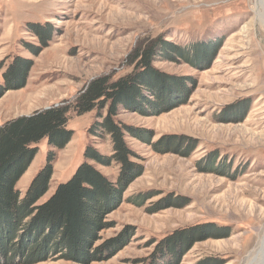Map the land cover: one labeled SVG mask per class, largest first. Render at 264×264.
I'll return each instance as SVG.
<instances>
[{
    "label": "rangeland",
    "instance_id": "rangeland-1",
    "mask_svg": "<svg viewBox=\"0 0 264 264\" xmlns=\"http://www.w3.org/2000/svg\"><path fill=\"white\" fill-rule=\"evenodd\" d=\"M255 1L0 0V85L16 59L31 61L22 88L0 99V127L71 107L70 142L64 149L52 148L47 139L35 145L37 153L17 184L23 198L54 155L49 191L36 206L85 163L108 184L119 179L120 164L107 167L86 156L88 149L114 154L110 137L91 134L99 111L80 116L73 109L87 85L100 77L116 81L140 73L128 61L154 42L188 52L186 60L158 56L146 70L163 80L157 108L145 102L137 111L117 107L114 120L133 132L125 141L139 177L106 216L110 227L89 256L67 259L66 252L55 253L37 264L251 261L264 237V25ZM188 229L192 233L184 237ZM201 230L212 237L184 252ZM22 261L0 258V264Z\"/></svg>",
    "mask_w": 264,
    "mask_h": 264
},
{
    "label": "trees",
    "instance_id": "trees-1",
    "mask_svg": "<svg viewBox=\"0 0 264 264\" xmlns=\"http://www.w3.org/2000/svg\"><path fill=\"white\" fill-rule=\"evenodd\" d=\"M41 38L45 40L42 35ZM187 53L181 46L154 42L143 49L139 48L128 61L129 65L135 66V70H141L140 73L132 72L116 81L110 77H100L90 82L77 97L73 109L78 115L99 111L101 120L91 128V134L100 138L110 137L114 147L111 157L102 156L95 149H88L86 156L107 167L112 162L120 164L121 173L115 184H108L95 167L85 163L70 181L58 186L46 203L36 206L49 191L54 155H49L48 164L37 173L23 198L17 184L37 153L35 145L47 139L52 148L64 149L70 142L72 132L66 127L71 107L52 108L30 117H20L0 127L2 260L10 259V263H13L22 257L25 264H37L55 253L66 252L67 259L89 256L88 250L97 243L99 234L110 227L105 223L106 216L123 203V194L139 177L131 164L132 152L125 141L126 134L133 132L114 120L117 107L137 111L145 102L151 108H157L161 95L165 94L163 88L159 87L163 80L158 73L146 70L151 69L152 61L158 56L172 58L175 54L186 60ZM30 68L31 61H14L11 72L4 76L5 83L0 85V99L6 92L22 88ZM145 95L153 99L145 98ZM103 110H107L106 116L101 113ZM204 232L196 240L188 242L191 246L184 252L200 239L212 237ZM182 233L184 237H189L192 231L188 229ZM175 238L168 241H175ZM109 245L105 248H109ZM180 245L183 246V241L175 244Z\"/></svg>",
    "mask_w": 264,
    "mask_h": 264
},
{
    "label": "bare ground",
    "instance_id": "bare-ground-1",
    "mask_svg": "<svg viewBox=\"0 0 264 264\" xmlns=\"http://www.w3.org/2000/svg\"><path fill=\"white\" fill-rule=\"evenodd\" d=\"M255 13L260 23L264 25V8L263 0L255 1ZM251 261L248 264H264V237L262 238L258 248L252 253Z\"/></svg>",
    "mask_w": 264,
    "mask_h": 264
}]
</instances>
